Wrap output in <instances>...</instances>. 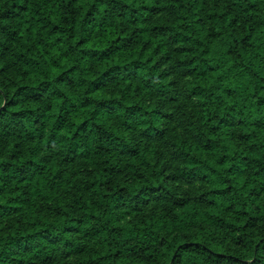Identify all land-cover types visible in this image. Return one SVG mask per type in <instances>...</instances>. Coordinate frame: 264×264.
<instances>
[{"label": "trees", "instance_id": "1", "mask_svg": "<svg viewBox=\"0 0 264 264\" xmlns=\"http://www.w3.org/2000/svg\"><path fill=\"white\" fill-rule=\"evenodd\" d=\"M0 264H264V0H0Z\"/></svg>", "mask_w": 264, "mask_h": 264}]
</instances>
